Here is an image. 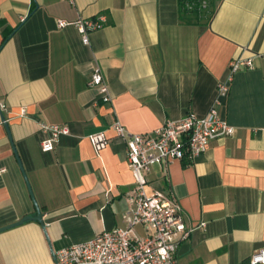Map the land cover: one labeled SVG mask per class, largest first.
<instances>
[{
  "label": "crops",
  "instance_id": "1",
  "mask_svg": "<svg viewBox=\"0 0 264 264\" xmlns=\"http://www.w3.org/2000/svg\"><path fill=\"white\" fill-rule=\"evenodd\" d=\"M97 18L88 45L76 27L58 26ZM235 58L253 68L216 106L235 134L147 176L148 192L177 200L193 229L178 264H249L264 249V0H222L211 21L180 0H0V229L37 216L25 176L46 225L1 232L0 264H56L60 250L126 229L135 180L112 124L148 134L206 116ZM95 68L111 104L88 86ZM42 123L70 129L50 153ZM100 132L110 143L97 153L89 136Z\"/></svg>",
  "mask_w": 264,
  "mask_h": 264
},
{
  "label": "built area",
  "instance_id": "2",
  "mask_svg": "<svg viewBox=\"0 0 264 264\" xmlns=\"http://www.w3.org/2000/svg\"><path fill=\"white\" fill-rule=\"evenodd\" d=\"M203 2L202 8H206ZM187 9L192 5L187 4ZM59 28L74 26L82 34L85 45L90 43L89 35L103 27V18L80 19L76 22L59 21ZM242 68H253L249 59L235 58L229 65L228 76L218 83L213 106L209 113L200 117L192 112L179 120H168L148 134H133L119 121L111 128L117 137L125 140L126 159L133 173L135 190L132 196L134 208L127 217L126 229L104 231L92 240L72 245L56 254V264H178L179 244L187 241L193 232L184 221L181 206L161 190L149 193L148 178L154 166H161L165 172L174 161L193 160L207 152L213 140L232 137L235 128L216 110L231 92L234 77ZM88 86L95 89L104 104H111L113 96L110 86L101 70L95 68ZM6 109L0 104V112ZM22 116L26 111L22 110ZM47 135L42 151L50 153L62 136L70 135L67 126L40 124ZM95 151L105 149L110 139L105 132L89 136ZM6 169L0 167V176ZM141 226L146 235L140 236L135 228ZM202 227H204L202 225ZM249 264H264V249L249 258Z\"/></svg>",
  "mask_w": 264,
  "mask_h": 264
},
{
  "label": "trees",
  "instance_id": "3",
  "mask_svg": "<svg viewBox=\"0 0 264 264\" xmlns=\"http://www.w3.org/2000/svg\"><path fill=\"white\" fill-rule=\"evenodd\" d=\"M203 2H206V8H202ZM222 0H180L181 9L186 14H192L196 17L204 16L205 18L211 21L216 14L219 5L221 4ZM192 5V8L189 10L186 8V5ZM6 40L4 41V43Z\"/></svg>",
  "mask_w": 264,
  "mask_h": 264
},
{
  "label": "water",
  "instance_id": "4",
  "mask_svg": "<svg viewBox=\"0 0 264 264\" xmlns=\"http://www.w3.org/2000/svg\"><path fill=\"white\" fill-rule=\"evenodd\" d=\"M25 178H26V181H27V184H28V189H29V192H30L31 198H32L33 203H34V205H35V207H36V210H37V216H36V217H26V218H24L23 220H21L20 222H18V223H16V224H13V225L6 226V227H4V228H1V229H0V233L3 232V231H7V230H9V229H12V228H14V227H17V226L23 224L25 221H29V220H33V221H37V222H39V223L41 224L43 230H44L45 233H46V225H45V222H44L43 214H42V212H41V210H40V208H39V206H38V204H37V201H36L35 196H34V194H33V191H32V188H31V185L29 184V181H28V179H27L26 176H25ZM47 238H48V237H47ZM48 241H49V243H50V240H49V239H48ZM54 256H55V254H54ZM55 261L57 262V260H56V256H55Z\"/></svg>",
  "mask_w": 264,
  "mask_h": 264
}]
</instances>
